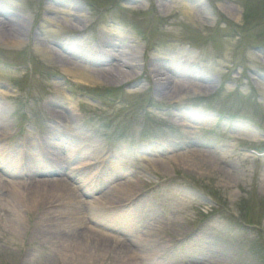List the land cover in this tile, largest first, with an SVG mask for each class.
Masks as SVG:
<instances>
[{"label": "rangeland", "instance_id": "1", "mask_svg": "<svg viewBox=\"0 0 264 264\" xmlns=\"http://www.w3.org/2000/svg\"><path fill=\"white\" fill-rule=\"evenodd\" d=\"M15 1L28 31L20 34L21 45H12L8 40L20 32L0 25V103L8 110L11 128L2 136L6 150L2 152L20 163V141L30 138L32 155L53 157L50 152L57 151L39 149L36 138L47 144L49 133L57 128L49 108L58 105L51 106L52 101L64 107L73 103L81 115L86 140L80 149L65 142L66 152L59 155H70L71 150L90 156L108 152L101 174L104 185H110L102 191H109L104 206L141 197L131 213L122 215L119 224L137 235L164 228L145 247L159 250L155 264H264V156L251 151L264 149V0ZM72 1L84 8V23L76 24L78 28L63 24L64 16L47 11L52 7L70 13L65 8ZM1 2L0 6L6 7ZM202 3L206 13L201 17L198 5ZM12 18L16 20V16ZM103 34L125 42L133 40L144 48L143 65L132 81L116 82L104 76L79 79L66 74L62 60L51 54L55 44L67 48L74 37L89 42L87 48L74 42L73 49L93 62L91 50ZM37 38L46 39L51 52L45 51ZM183 54L187 64L174 59ZM156 62L188 76L208 79L199 84L202 87L172 85L169 96L160 95L156 79L151 77L152 70L161 67ZM29 120L38 125V133L24 127ZM61 140L66 139L59 143ZM94 146L99 151H93ZM25 153L23 157L32 158L30 150ZM143 157L157 161L149 165ZM31 161L24 164L29 166ZM114 163H120L119 168ZM68 168L66 165L63 172ZM3 171L0 169V174L4 175ZM17 178L24 182L23 176ZM128 180L137 184L132 192L126 184L125 192L114 186ZM69 182L75 191L82 192L79 180V184ZM7 193L0 195V206L4 198L0 264H49L50 256L53 264H68L67 257L79 259L74 252L67 251L66 257L56 254L52 239L35 234L40 213L31 214L23 208L24 203L17 208L14 204L22 216L17 222L10 214L13 206ZM99 194L96 192L95 198ZM79 200L81 207L72 204L65 211L84 212L90 217L92 199L86 203V198ZM59 204L53 203L52 208ZM107 211L99 219L109 227L115 220ZM60 212L62 209L57 208L55 215ZM95 228L122 237L111 228ZM122 238L131 240L129 234ZM115 258L109 253L101 263L95 259L91 264H116Z\"/></svg>", "mask_w": 264, "mask_h": 264}, {"label": "bare ground", "instance_id": "2", "mask_svg": "<svg viewBox=\"0 0 264 264\" xmlns=\"http://www.w3.org/2000/svg\"><path fill=\"white\" fill-rule=\"evenodd\" d=\"M1 1V3L6 5V7L0 6V17L2 18H0V25L15 28V33L20 32L17 36L10 37V40L8 41L12 43V45H21L22 36L20 34L25 33L26 35V32L28 31V25L25 22V17L20 14V11H18L20 9L18 7H14L16 3L15 0ZM61 2L65 3L66 0H61ZM9 5V8L14 9L15 11L11 12V10H8L7 6ZM66 6L67 7L65 9L71 10L70 13L65 14L64 12L66 11H62L61 8L59 11H57L53 10L55 8L52 7H50L51 10L49 9L47 11L49 13H53V15L56 17L58 14L64 16L65 19H63V22L62 20H59L60 22L68 25L69 27L78 28L84 23V17L82 15L84 12L83 6L75 1H72ZM198 8V13H200V16L202 17V14L206 13L204 10L205 5H203V3L199 4ZM13 15L14 17L16 16V20L12 18ZM72 18H75V20H72ZM48 20L58 21L57 18L53 17H48ZM37 40L43 45L45 51H52L51 54L62 60L64 72L66 74L72 75L79 79L97 80L104 76V78H108L116 82L124 81L125 83L132 81L134 79L133 77L135 76L134 74L136 73V70L140 69V67L143 65L144 48L133 43V40L130 42H125L116 36L103 34L99 45H95L94 49L91 50L90 58L94 60L93 62H89L87 60V57L89 56H85L80 51L77 52L76 48V50L73 49V45H68L69 47L65 48V46L55 44L56 46L51 48L50 51V47L45 43V41L47 42L46 39L42 40L41 38H37ZM83 45L86 46V44ZM185 57L186 54H183L182 58L174 59L177 62H187ZM158 59L163 58L159 57ZM174 59L172 61H174ZM88 63H91L90 67L85 66L86 64L89 65ZM155 65L161 67L153 69L151 72V77H155L158 89L160 88L158 90L160 95L169 96L171 91L168 89L172 85L196 89L202 87L199 84L205 83V80L208 79H203V77L200 76L185 75L174 68L168 67V64L156 62ZM208 82L211 84L213 79H210ZM1 95L6 96L7 94L6 92L1 91ZM50 104L51 106L58 105L56 107L49 108L50 113L53 114L55 118L57 129L49 133L51 138H47L46 144V150L53 149L57 151L56 154L54 152H50L53 153L54 158L52 157L49 160L42 159V161L37 160L39 154L32 155L31 148L30 153L32 158L28 160L32 161L26 170L21 165V158L20 163H18L16 160H14V158L7 156V154L5 155L2 151L6 152V150L3 149L2 145L0 146V169L4 170V175L0 174V195L3 192L7 193L9 190V193L7 194H9L10 197V206H13V208H10V214H13L17 222L22 219L21 211H17L14 207V204H16L17 208L18 204L20 205L22 203H24L23 208L29 209L31 214L35 213L36 211L39 212L40 214L38 213L39 216L37 215L36 219L38 228H36L35 234L41 236V238L44 240L47 239L48 241H51L49 239H52V247L56 254H61L65 257L67 255V251L77 254L79 257L78 260L80 261L78 262V260H74L72 257H69L70 259L67 257L68 264H84L85 262H90L91 264L92 262H95V259L96 261L100 260L99 262L101 263L103 261L102 259L109 253H114L116 257V264H155L154 259L158 255L159 250L153 249L156 246L152 247L153 250L145 249V247H147L146 245L151 243L153 239L158 238L157 235L159 232L161 233L164 228H159L157 230L153 228L151 231H149L150 235H148L147 232H145L144 235H137L136 231H129L128 229L121 228L122 224L119 226L120 224L118 223V227H120L123 232L121 233L125 235L129 234L131 236V240L128 241L126 238L122 237L115 238L106 230L104 231L100 228H95V226H99L101 228L107 227L106 229L109 228L108 225L103 224L99 219L102 215L101 213H104V210L108 209V207L104 206V202L105 199L108 198L106 193L109 191L104 193H102V191L105 188L110 189L109 182L104 185V181H101L102 175L100 174L101 176L98 177L99 168L101 166V161L99 158L102 154L97 155L94 153L90 156V154L84 155V153L81 151L71 150L73 153H71L72 155L65 154L63 157H61L60 153L63 151L66 152L67 149V147L62 144L66 142V144H70V147L71 145H74L72 147L80 149V147L83 145V141L86 140L83 139V136H86V134L84 133L82 125L79 121V117H81V115L78 113L79 110H77L73 103H69L67 107H64L58 101H52ZM10 129L8 110L0 103V138L7 135L8 131L10 132ZM60 139L66 140H61V143H59ZM84 147H87V145ZM92 150L99 151L95 146ZM209 155H212V153L208 154V156ZM75 156H77V158L74 160ZM80 158L81 161H78ZM143 161L149 165H155L154 163L157 160L143 157ZM103 162L105 161L103 160ZM34 163H38L37 166L44 165L46 168L45 170H48L47 174H45L46 177L44 178L49 180L39 178L40 173L38 172V169L35 171ZM90 164L92 165V168H88L90 167ZM66 165L67 168L73 166L71 177H67L66 175L69 169L66 170L67 172H63ZM113 165H115L116 168H119L120 163H114ZM93 172L94 174L90 175ZM19 175L27 176V178H23L24 182L17 181V177H19ZM51 175H59L62 178H52ZM69 180L77 182L76 184H79L78 180L81 182L83 186V190L81 192L82 194H79L77 191H75V188H73ZM123 184H126V188L129 189L128 191L130 192L136 189L135 187L137 185L134 180H128L124 183H116L114 186L119 187V189L125 192V190H123ZM96 192L101 194L95 198L94 194ZM79 198L81 200L86 198V201H84L85 203L89 199H92L90 217H85L84 212L83 214H79L76 213L75 210L65 211L67 207H72V204H75L76 207H81L82 202H80ZM49 201L53 202L50 203ZM41 202H46V204L48 202L49 203L47 205H43ZM125 202L117 203L115 205H120ZM3 203L4 198L0 206V210L4 208ZM53 203L61 204L55 206L54 210V208H52ZM68 204L69 206H67ZM57 208H59L60 211L61 209L63 211L60 212L59 215H55ZM120 212L124 211H115L114 214L119 213L120 217H122ZM81 215L84 217L82 218ZM63 223L66 224V226ZM143 253L145 254V257H142L141 254ZM48 261L49 264H53L51 256ZM197 262L198 261H191L192 264H199Z\"/></svg>", "mask_w": 264, "mask_h": 264}]
</instances>
